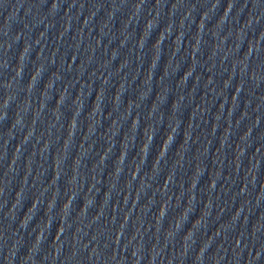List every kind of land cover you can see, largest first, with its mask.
Listing matches in <instances>:
<instances>
[{"label":"water","instance_id":"1","mask_svg":"<svg viewBox=\"0 0 264 264\" xmlns=\"http://www.w3.org/2000/svg\"><path fill=\"white\" fill-rule=\"evenodd\" d=\"M0 264H264V0H0Z\"/></svg>","mask_w":264,"mask_h":264}]
</instances>
